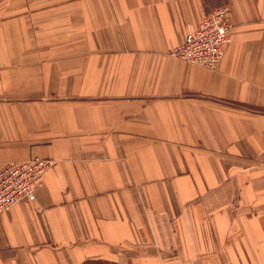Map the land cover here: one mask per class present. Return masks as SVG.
<instances>
[{
  "label": "crops",
  "instance_id": "crops-1",
  "mask_svg": "<svg viewBox=\"0 0 264 264\" xmlns=\"http://www.w3.org/2000/svg\"><path fill=\"white\" fill-rule=\"evenodd\" d=\"M227 6L217 69L171 55ZM0 264H264V0H0Z\"/></svg>",
  "mask_w": 264,
  "mask_h": 264
},
{
  "label": "built area",
  "instance_id": "built-area-1",
  "mask_svg": "<svg viewBox=\"0 0 264 264\" xmlns=\"http://www.w3.org/2000/svg\"><path fill=\"white\" fill-rule=\"evenodd\" d=\"M228 13L227 6H222L206 16L185 43L171 51V55L191 65L217 69L226 47L232 42L233 25ZM51 164L49 159L35 157L0 169V214L21 201H34L43 175Z\"/></svg>",
  "mask_w": 264,
  "mask_h": 264
}]
</instances>
